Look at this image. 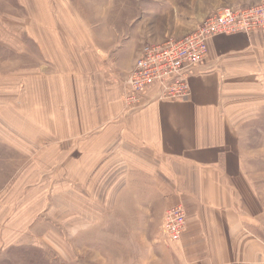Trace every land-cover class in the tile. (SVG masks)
Returning <instances> with one entry per match:
<instances>
[{
  "label": "crops",
  "instance_id": "crops-1",
  "mask_svg": "<svg viewBox=\"0 0 264 264\" xmlns=\"http://www.w3.org/2000/svg\"><path fill=\"white\" fill-rule=\"evenodd\" d=\"M14 1L23 13L6 11L7 48H36L41 69L57 71L0 84V151H11L0 156L9 166L0 169V245L30 243L33 230L48 227L46 184L31 185L38 173L25 166L45 164L37 150L50 132L58 177L86 188L55 183L54 227L95 228L97 195L107 204L116 196L124 229L141 226L125 225L123 207L183 204L186 231L166 248L167 264H264V29L210 39L188 97L171 99L156 85L129 100L135 50L126 63L124 48L109 56L112 48L89 46L99 30L80 27L63 0Z\"/></svg>",
  "mask_w": 264,
  "mask_h": 264
},
{
  "label": "rangeland",
  "instance_id": "rangeland-1",
  "mask_svg": "<svg viewBox=\"0 0 264 264\" xmlns=\"http://www.w3.org/2000/svg\"><path fill=\"white\" fill-rule=\"evenodd\" d=\"M262 1L239 0L236 3L235 0H63L66 4V7L63 5V8H67V12L72 10L78 13L80 27L84 25L91 32L99 30L100 36H89V46H92L91 41L97 46L112 48L109 51V56L117 52L118 48H124L126 62L132 58L134 50L136 51L135 56L137 59H135L137 61L142 56L146 46L160 44L170 38H182L193 31L204 18L220 8H240L259 4ZM14 2V0H0V29L4 32H8V26H12V22L7 20L6 11L21 13L17 10V5ZM58 2L61 3L59 0ZM240 33L246 32L226 35ZM2 38L1 35L0 84L5 83L7 77L14 78L18 84L22 76H39L40 72L47 76L56 73L57 70L51 64H47L45 70L41 69L39 64L43 63H41L36 48H7L9 39L5 37L3 40ZM206 60L207 57L203 64L187 77L188 90L183 98L190 95V78L198 74ZM132 71L133 69L128 72L125 79L128 93L131 92L128 79ZM152 87L151 85L145 91L138 93L135 99L142 97ZM159 88L161 89L160 86ZM162 92L166 97L170 95L168 90H162ZM18 138H21V136L16 134V142ZM2 139L0 136L1 141ZM46 139L47 141H43L40 145H45L46 149L37 150L38 155L43 151L46 152L45 164L33 165V163L25 166V168L29 167L31 170L36 168L37 170L38 180L31 182V185L46 184V198L45 201L41 200L40 206H43L41 208L43 211L51 212L47 213L48 223L46 226L48 227L43 228L41 224L42 228L33 230L30 243L25 241L24 244L22 239L19 238L14 243L0 245V264H167L168 262L163 258V254L166 252V248L175 242L168 244L157 242L165 211L163 212L160 208L157 209L153 203L145 205L144 213L143 207L137 208L134 205L128 208L123 207V214L127 219L126 224H124L127 227L130 223L141 226L139 228L124 229L116 196L112 198L111 204H107L103 196L97 195L93 197L96 202L95 228L61 229L57 227L59 224L55 221L54 212L51 211L53 209L55 183L61 178H67L68 183H72V187L82 190L86 188L81 187L83 186L81 181H73L70 176L58 177L57 171H61L63 164H60V159L54 157V135L49 132ZM18 140L21 141L22 139ZM8 152L0 151V156L10 157L11 151ZM37 154L32 152L30 157L34 160ZM15 155L16 157H22V153L18 150H15ZM5 167L9 166L0 165V169ZM15 168L16 171L21 172L23 166L16 165ZM0 185H2V182H0ZM104 186L105 182H95L93 189L98 190ZM15 205H17L16 202ZM84 210L86 209L84 208ZM185 213V226L187 227L188 212L186 208ZM86 215L85 213L83 217L85 218ZM135 217H137V221ZM55 224L56 227H54ZM186 227L183 230L182 237ZM124 238H126V243Z\"/></svg>",
  "mask_w": 264,
  "mask_h": 264
},
{
  "label": "built area",
  "instance_id": "built-area-1",
  "mask_svg": "<svg viewBox=\"0 0 264 264\" xmlns=\"http://www.w3.org/2000/svg\"><path fill=\"white\" fill-rule=\"evenodd\" d=\"M264 29V0L240 8L223 7L204 18L195 29L179 39H168L148 45L136 61L129 76V100L149 86L168 90L167 97L184 99L187 77L203 64L208 55L209 40L218 35L236 32H255ZM166 96V95H165ZM186 213L183 204L169 207L162 219L159 242H177L185 229Z\"/></svg>",
  "mask_w": 264,
  "mask_h": 264
}]
</instances>
